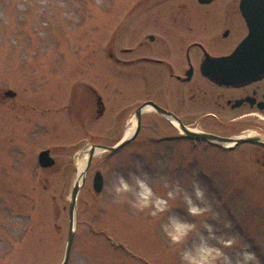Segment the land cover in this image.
I'll use <instances>...</instances> for the list:
<instances>
[{
  "label": "rangeland",
  "instance_id": "rangeland-1",
  "mask_svg": "<svg viewBox=\"0 0 264 264\" xmlns=\"http://www.w3.org/2000/svg\"><path fill=\"white\" fill-rule=\"evenodd\" d=\"M158 1L0 0V264L63 263L78 164L87 162L90 146L113 147L135 131V111L156 85L143 83V71H151L145 66H115L110 40L115 32L119 50L155 34ZM8 90L16 96L6 98ZM166 133L165 120L144 113L133 142L115 154L96 153L77 199L68 264H180L162 227L169 217L200 229L182 248L207 236V221L217 233L210 243L234 237L237 244L225 248L234 261L243 245L264 264V169L236 150L191 151L162 141ZM44 150L55 159L51 168L39 165ZM121 175L134 187L146 180L138 188L145 197L154 191L165 198L176 186L193 193L199 182L210 211L191 216L181 196L154 215L162 200L141 207L133 194L114 192Z\"/></svg>",
  "mask_w": 264,
  "mask_h": 264
},
{
  "label": "flooded vegetation",
  "instance_id": "flooded-vegetation-1",
  "mask_svg": "<svg viewBox=\"0 0 264 264\" xmlns=\"http://www.w3.org/2000/svg\"><path fill=\"white\" fill-rule=\"evenodd\" d=\"M243 1L160 0L154 5L159 22L156 33L146 35V40L134 48L118 50L113 32L109 56L115 66L141 65L146 67L144 70H151L142 74L145 85L150 81L156 85L140 106H144L141 128L143 114L150 112L165 120L171 129L172 133H166L162 141L181 142L191 151L198 145L236 150L241 159L250 158V162L264 169V76L228 85L214 81L203 70L215 59L233 54L249 35L245 12L263 8L243 5ZM93 93L97 96L94 90ZM97 103L101 115L104 108L99 96ZM149 103L171 115L161 113ZM188 132L231 141L220 144L195 140Z\"/></svg>",
  "mask_w": 264,
  "mask_h": 264
},
{
  "label": "water",
  "instance_id": "water-1",
  "mask_svg": "<svg viewBox=\"0 0 264 264\" xmlns=\"http://www.w3.org/2000/svg\"><path fill=\"white\" fill-rule=\"evenodd\" d=\"M254 4L259 5L263 10L245 12L247 16V22L250 27L249 35L239 45L238 49L228 57L215 59V61L209 63L203 68L204 72L214 81L234 85L241 84L247 81H253L255 79L264 76V0H244L243 5ZM254 14V15H253ZM262 14V16H258ZM257 15L258 17H256ZM6 98H14L16 93L8 90L4 93ZM101 100V99H100ZM153 108L157 109L161 113L170 116L168 112L159 108L158 106L149 103ZM143 107L136 110V128L135 131L128 137L124 138L116 146L108 147L105 145H92L88 151L89 156L86 162L85 171L81 176L80 181L75 183L70 200L69 212H70V228L67 238L65 258L62 264H68L72 246L75 240V211L76 204L81 188L83 187L87 173L91 167L94 156L97 152H106L109 154H115L126 145H128L133 139H135L141 128V117ZM188 136L192 139L212 140L218 143L224 144L226 140L209 134H203L198 132H188ZM39 165L42 168H51L55 165V159L51 156L50 150H44L38 155ZM93 188L97 194H100L104 188V176L101 172L97 171L93 179Z\"/></svg>",
  "mask_w": 264,
  "mask_h": 264
},
{
  "label": "clouds",
  "instance_id": "clouds-1",
  "mask_svg": "<svg viewBox=\"0 0 264 264\" xmlns=\"http://www.w3.org/2000/svg\"><path fill=\"white\" fill-rule=\"evenodd\" d=\"M147 184L143 178H137L136 186L123 175L118 177V182L114 185V192L118 195L133 194L136 202L143 207L149 204H155L156 200H162L156 204L154 215L166 213L173 201L178 197L183 198L187 205L188 213L193 217H201L210 211V206L205 204L207 198L206 190L199 182L193 184V193H188L180 186L169 191L165 198L157 197L152 191L148 197L143 196L138 188ZM197 201H200L198 203ZM163 231L172 245L178 246L180 255V264H261L260 257L249 246L241 245V252L238 259L233 260L225 248H231L237 244L234 237L219 238L216 244L210 243V240L217 239L216 227L214 224L205 221L203 230L207 232V236H202L200 243L192 248H182V246L191 236L193 232L200 229L193 222L186 220H178L175 217H169L168 221L162 225Z\"/></svg>",
  "mask_w": 264,
  "mask_h": 264
},
{
  "label": "bare ground",
  "instance_id": "bare-ground-1",
  "mask_svg": "<svg viewBox=\"0 0 264 264\" xmlns=\"http://www.w3.org/2000/svg\"><path fill=\"white\" fill-rule=\"evenodd\" d=\"M133 132V128L129 129L128 135H131ZM86 161H83L78 164V181H80L81 176L83 175L85 171ZM144 195H147V193L144 192Z\"/></svg>",
  "mask_w": 264,
  "mask_h": 264
}]
</instances>
